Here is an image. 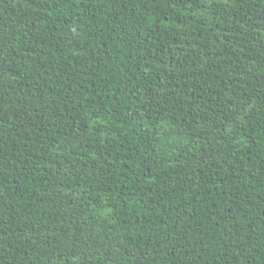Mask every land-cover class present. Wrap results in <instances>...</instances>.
<instances>
[{
  "label": "trees",
  "instance_id": "1",
  "mask_svg": "<svg viewBox=\"0 0 264 264\" xmlns=\"http://www.w3.org/2000/svg\"><path fill=\"white\" fill-rule=\"evenodd\" d=\"M0 264H264V0H0Z\"/></svg>",
  "mask_w": 264,
  "mask_h": 264
}]
</instances>
